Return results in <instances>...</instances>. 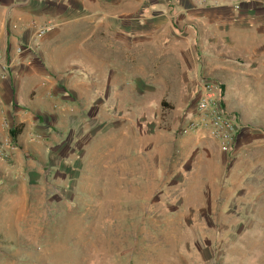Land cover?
Wrapping results in <instances>:
<instances>
[{
  "label": "rangeland",
  "instance_id": "rangeland-1",
  "mask_svg": "<svg viewBox=\"0 0 264 264\" xmlns=\"http://www.w3.org/2000/svg\"><path fill=\"white\" fill-rule=\"evenodd\" d=\"M198 5L0 0L13 108L32 110L0 137V264H264V59L179 60L193 33L175 12ZM205 87L228 152L201 122Z\"/></svg>",
  "mask_w": 264,
  "mask_h": 264
},
{
  "label": "crops",
  "instance_id": "crops-1",
  "mask_svg": "<svg viewBox=\"0 0 264 264\" xmlns=\"http://www.w3.org/2000/svg\"><path fill=\"white\" fill-rule=\"evenodd\" d=\"M211 1H218L219 4H213ZM228 0H203V5L189 6V7H179L176 14V22L179 24L176 34L178 31L182 33V27L190 29L193 33L192 38H184L180 40L184 45L189 47V49H183L178 51V59L183 62L195 63V61H215L223 60L224 68H229L231 61L238 62L240 58H245L249 61H257L258 59H264V36L257 34L258 30H262L264 26V7H252V6H241L235 8L230 4H226ZM109 13V9H105L101 12L102 16ZM224 20L223 23L219 22ZM215 24L219 26H229L225 29L224 35L221 34L220 29L213 31V35L207 32L213 30L210 28V24ZM198 29L195 33L193 26ZM7 26V25H6ZM2 22H0V52L2 59L0 57V137L5 133L6 124L9 123L8 120L12 118H18L19 122H23L28 115L22 113L24 111L30 112L31 109L23 108L14 111V99L15 92V79L22 75L21 69L17 68L16 65L13 67L11 62H7V57L5 55L6 46L12 43L14 36L8 27H6ZM10 26V25H9ZM195 29V28H194ZM57 33V29H53L46 36ZM177 39H174L176 41ZM170 39H167V44L170 43ZM49 44H54L51 41ZM174 45H177L174 43ZM183 45V46H184ZM45 50V49H44ZM188 50V53H187ZM25 66L29 65L30 60L24 61ZM192 67L185 66L182 68V72L189 71ZM62 78L65 75V70H60ZM71 72V71H68ZM35 75L40 77L45 76V73L38 72ZM23 77V76H22ZM21 77V78H22ZM40 81V80H39ZM37 82V86L41 87V83ZM56 80H52L50 84H55ZM36 88V86H35ZM39 88L38 90H40ZM20 93V92H19ZM41 92H36L33 101H29V105L34 106V103L41 100L39 95ZM17 96V95H16ZM20 98L19 96H17ZM43 99V97H42ZM46 101V99H45ZM34 102V103H33ZM32 113V112H31ZM221 152H218L220 154Z\"/></svg>",
  "mask_w": 264,
  "mask_h": 264
},
{
  "label": "built area",
  "instance_id": "built-area-1",
  "mask_svg": "<svg viewBox=\"0 0 264 264\" xmlns=\"http://www.w3.org/2000/svg\"><path fill=\"white\" fill-rule=\"evenodd\" d=\"M215 90L203 88L198 99V109L201 112V122L212 126L217 131L221 142V150L228 152L231 148L233 124L221 116V103Z\"/></svg>",
  "mask_w": 264,
  "mask_h": 264
},
{
  "label": "trees",
  "instance_id": "trees-1",
  "mask_svg": "<svg viewBox=\"0 0 264 264\" xmlns=\"http://www.w3.org/2000/svg\"><path fill=\"white\" fill-rule=\"evenodd\" d=\"M11 134L14 136V134H16V132L15 131H11Z\"/></svg>",
  "mask_w": 264,
  "mask_h": 264
}]
</instances>
